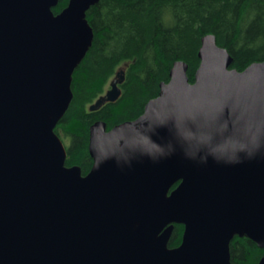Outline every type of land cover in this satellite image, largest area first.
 Masks as SVG:
<instances>
[{
	"label": "water",
	"instance_id": "1",
	"mask_svg": "<svg viewBox=\"0 0 264 264\" xmlns=\"http://www.w3.org/2000/svg\"><path fill=\"white\" fill-rule=\"evenodd\" d=\"M59 1L0 0V264H231L235 235L264 249V62L231 69L208 35L194 84L176 63L141 117L91 127L83 177L54 130L99 0L55 16ZM124 81L120 70L90 110Z\"/></svg>",
	"mask_w": 264,
	"mask_h": 264
},
{
	"label": "trees",
	"instance_id": "2",
	"mask_svg": "<svg viewBox=\"0 0 264 264\" xmlns=\"http://www.w3.org/2000/svg\"><path fill=\"white\" fill-rule=\"evenodd\" d=\"M69 3L60 0L54 15ZM86 19L94 34L92 45L73 73V99L54 130L66 147V167H78L83 177L94 165L91 127L103 122L110 131L141 117L148 102L159 96L160 85L170 81L176 63L187 65L194 84L202 40L208 35L228 51L231 69L243 72L264 62V0H99ZM120 70L125 71L121 97L92 112L90 107L106 95ZM184 232L183 225L175 226L169 249L181 246ZM263 256L264 249L252 240L234 236L231 264H259Z\"/></svg>",
	"mask_w": 264,
	"mask_h": 264
},
{
	"label": "rangeland",
	"instance_id": "3",
	"mask_svg": "<svg viewBox=\"0 0 264 264\" xmlns=\"http://www.w3.org/2000/svg\"><path fill=\"white\" fill-rule=\"evenodd\" d=\"M111 82H112V81H111ZM111 82H110V83H111ZM110 83H109V85H108L107 91H108V90H109V88H110Z\"/></svg>",
	"mask_w": 264,
	"mask_h": 264
}]
</instances>
